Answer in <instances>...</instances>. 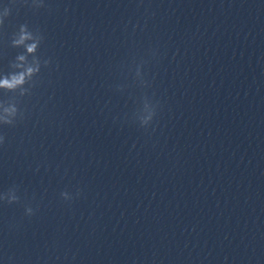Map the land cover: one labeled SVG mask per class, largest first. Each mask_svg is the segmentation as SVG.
Masks as SVG:
<instances>
[{"label": "clouds", "instance_id": "clouds-1", "mask_svg": "<svg viewBox=\"0 0 264 264\" xmlns=\"http://www.w3.org/2000/svg\"><path fill=\"white\" fill-rule=\"evenodd\" d=\"M33 7L39 8L43 7V4L40 0H33ZM10 13L8 7L4 8L3 14H0V25H3L4 18L7 17ZM12 43L14 46L23 45L26 49L27 54H31L32 59L29 60L27 55L21 54L16 57V60L20 63H15L12 65L13 68L21 69L20 71L10 72L5 74L3 77H0V89L5 90L6 92H15L19 89V95L24 96L28 93L29 89L25 88V85L28 84L31 86L34 81L33 77L40 72L41 61L37 57L36 53L38 47L43 39L40 35L39 30L32 31L29 29L27 24H23L19 27L17 33L14 34ZM30 43H26L29 42ZM48 61H44V64L47 65ZM0 124L14 126L17 117L22 116V113L19 112L15 101L9 102L7 106L0 103ZM156 115V106L153 105L151 113L144 119H140L139 123L141 127H148L154 116ZM4 136H0V145L4 143ZM61 196L64 200H71L72 197L70 194L65 191L61 193ZM0 201H5L8 204H13L19 201V196L17 195V189L15 187L10 188L6 193L0 195ZM25 214L28 216L34 215V210L32 207L27 206L25 208Z\"/></svg>", "mask_w": 264, "mask_h": 264}]
</instances>
